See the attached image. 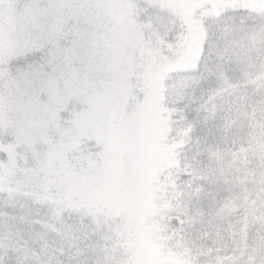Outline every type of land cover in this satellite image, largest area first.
Returning a JSON list of instances; mask_svg holds the SVG:
<instances>
[{"label":"snow or ice","instance_id":"1","mask_svg":"<svg viewBox=\"0 0 264 264\" xmlns=\"http://www.w3.org/2000/svg\"><path fill=\"white\" fill-rule=\"evenodd\" d=\"M0 264H264V0H0Z\"/></svg>","mask_w":264,"mask_h":264}]
</instances>
